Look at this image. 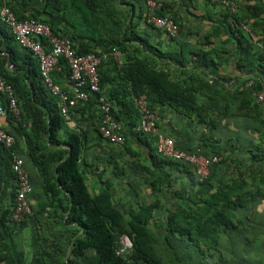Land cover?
<instances>
[{
    "label": "trees",
    "instance_id": "1",
    "mask_svg": "<svg viewBox=\"0 0 264 264\" xmlns=\"http://www.w3.org/2000/svg\"><path fill=\"white\" fill-rule=\"evenodd\" d=\"M30 1L7 0L4 4L17 20L38 21L27 11ZM3 2L0 0V6ZM39 2L64 15L79 16L80 25L72 24L75 31L70 36L62 34L77 54L99 56L111 49L118 51L120 63L104 61L98 68L101 94L122 124L123 150L130 151L128 138L133 133L145 140L153 138L148 143L149 157L159 170L149 172L154 180L149 184V201L134 202L127 208L115 201L116 193L106 183L104 170L95 165L91 176L96 183L92 185L81 163L85 135L68 130L56 100L42 84L37 62L15 43L0 21V76L13 87L20 108L19 120L5 116L9 129L4 130L14 143L10 148L0 144L1 161L15 180L12 155L20 156V146H24V168L29 180L28 167L36 169L42 196V201L31 205L32 216L21 223L11 219L16 188L8 205L4 206L5 193L0 196V264H26L16 239L27 224L33 228L35 248L28 264H264V121L262 107L252 98L255 91L264 94V38H257L264 34V19L259 17L264 10L253 12L255 5L237 4L234 13L221 12L214 22L219 28L214 29L211 15L205 14L203 19L211 22L202 41L207 49L164 35L168 45L163 51L143 38L148 34L142 35L139 22H133L135 16L140 21L142 13L130 18L119 5L124 0ZM171 19L177 22L179 36L181 24ZM221 32L223 41L217 38ZM84 41L90 45L81 47ZM228 42L234 46L231 58L227 50L218 49V44ZM8 59L14 71L7 67ZM225 66H230L231 77L220 74ZM59 67L52 77L61 86L68 80L69 68L64 60ZM61 87L67 90V86ZM140 100L159 119L173 114L187 127H196V142L188 139L182 147L173 140L179 150L195 154L198 161L220 157L207 178L198 177L190 165L158 155L150 147L155 137L135 131ZM87 105L96 106L94 96L83 109ZM0 106H6L2 94ZM131 163L133 173L149 171L138 159ZM167 167L184 176V187L172 189L171 183L163 187ZM115 170L123 172L119 167ZM113 176L119 178L118 173ZM161 178L164 180L157 184ZM165 197L169 201L164 203ZM122 238L131 247L117 254Z\"/></svg>",
    "mask_w": 264,
    "mask_h": 264
},
{
    "label": "crops",
    "instance_id": "2",
    "mask_svg": "<svg viewBox=\"0 0 264 264\" xmlns=\"http://www.w3.org/2000/svg\"><path fill=\"white\" fill-rule=\"evenodd\" d=\"M155 1L160 4L159 10H157L156 12L158 16L159 13H163V15L162 16L160 15V17H166L170 19L173 17L176 18V21H178L181 24L182 34L181 33L179 34L178 41L189 42L191 45H194L196 48L201 47L198 48L201 50H205L208 48V46L205 48L202 45V41L206 32L211 27V22L203 18L209 16L210 14L213 19V29L215 27L219 28V25L214 24V22L217 23L221 12H223L224 9H227L225 6L222 5V1L233 2L235 5V11L237 9L236 7L237 4H243L244 6L249 5L250 7H253V5H255V8L252 9L253 12H256V10L259 11L261 9L264 10V0H210V1L209 0H155ZM29 4L31 5V7L27 11L33 13L39 22L51 23L52 28L59 34H66L67 36H70L71 32L75 31V27L73 25L75 26L80 25V23H78L77 21L80 20L79 16L76 17V15L74 14L71 15L69 12L65 13L64 15V13H61L56 9L55 10L52 9L51 6L43 7L42 2L40 3L39 0H32L30 1ZM119 5L123 7V9H125L130 14V18L134 14L138 15L141 12L142 13L141 20L138 21L137 17L135 16L133 22H139L140 27H138V29L140 32H142V35L144 32L148 34L147 36L143 35V38L145 37L146 39H148L149 43L156 45L158 49L163 51L167 50V45H168L167 38L164 36L162 31L154 27V25L148 20L147 10L143 0H124V4L121 5L120 3ZM205 14H207V16ZM145 16H146V24L142 25V20L145 19ZM259 17L260 19H264V12L261 15H259ZM242 29L245 30L249 34V36L251 35L250 36L251 39H253L254 41L256 40L255 36L250 31H248L245 28ZM186 31L191 33V36H187L185 38L184 32ZM197 35H199L198 36L199 38L197 37ZM262 37L264 38V34L257 36L258 40L261 39ZM217 38H221L222 41L225 40L223 32H221L217 36ZM80 45L81 47L89 46L90 42L84 41ZM258 46H261V42H258ZM218 49L227 50L228 52L227 57L230 58L232 56L231 54L234 53V46L231 42H228L227 44L224 45L218 44ZM109 56L112 59L109 60L106 59L105 60L106 63H109L108 61L110 60H114L110 53ZM226 67L227 66H225V68ZM105 70H107L106 66H105ZM12 71H14V69ZM231 72L232 70L230 66H228L225 69V71L221 70L220 74L224 75L225 73L228 75V77H231L232 76ZM61 86H67L66 82H62ZM77 108L79 109H74L71 112L70 118L65 121L68 130H73L76 132L80 131L82 134L85 135V146L82 153L81 163L83 165V169H85L86 172H88L89 174L90 183L92 185H95L96 183L95 177L91 175H93L92 171L94 167L97 166L98 170H104L103 177L104 179H106V183L109 182L112 185L113 190L115 192H118L119 190L122 191V193H124L126 197H129L130 200L131 199L133 200L134 198L133 196H129V193L134 192V196H136L135 198L136 203L142 201L144 202L149 201V197H148L149 195H147L150 190L149 184L152 181H154L150 173H152L154 170H159L156 169L157 166L152 165L149 157L150 150L148 147V143L153 138L151 139L147 137V139L145 140L144 138H142V136L137 137L135 133L129 135L130 137L128 138L129 141L128 148L130 147L129 148L130 151L128 150V152L132 153L131 155L125 150H123L124 147L114 146V145L111 146L105 143L100 138L98 132L95 130L96 128L99 130V124H100L99 112L96 106L87 105L86 108L83 109L82 105H80L77 106ZM138 120H140V118ZM0 127L6 130L9 129V124L5 116L0 118ZM157 129L160 134H163L166 137L174 139L176 143L182 147L186 146L185 145L186 141L188 142L189 140H191L192 142V140L197 138L194 137L195 133L186 126V123L184 121L180 122L179 117L173 114L167 115L165 118L160 119ZM196 131L197 130L195 129V132ZM187 134L189 135L186 136ZM255 135L256 134L252 136L256 141H258V138ZM63 136L65 137V134H63ZM154 145L155 143L153 141V144L150 145V147H152L151 149L153 150L155 149ZM25 151H26L25 147L21 145L20 153H19L20 156L18 157L23 158L22 160H24V163L26 161ZM0 155H3L1 151H0ZM137 159L139 163H142L144 166H146L149 169V171H147L146 173L141 171H136L135 173H133V171H130V168L133 167L131 165L132 164L131 162ZM95 161L96 164H94ZM114 163H116V166L114 165ZM117 167H119L120 170H122L123 172H118V171L116 172L115 168ZM28 170L30 173V183L32 185L31 187L33 190V193L29 197V203L31 206L42 201V196L40 195L41 191L39 190L40 188L38 186L41 184V178L38 175L35 168L33 169V167L31 168L28 167ZM117 173L119 175V178H115L113 176L116 175ZM163 173H165V176H167V178L165 180L164 178L157 180V184L164 180L163 187H167L169 183H171L173 187L172 189H179L180 186L183 187L185 186L186 179L184 178V176L180 174L179 171L174 172L170 169L168 170L167 167L165 172ZM7 174H8L7 167L5 163L1 161V156H0V196H2L3 193H5L4 206L10 203L11 191L16 188V182L14 178L9 177ZM38 176L39 179L37 178ZM170 179L172 180V182H168ZM175 185H178L179 188ZM143 194L146 197L140 198ZM130 200H128V203L125 204V207H127L128 205H132ZM163 200L165 203L166 200H168V198L165 197L163 198ZM17 229L18 228H15V230ZM24 229L21 230L16 240L20 242L18 247L22 248L23 251H28L29 247L27 244V237L23 235ZM50 245L51 244H49V246Z\"/></svg>",
    "mask_w": 264,
    "mask_h": 264
},
{
    "label": "built area",
    "instance_id": "3",
    "mask_svg": "<svg viewBox=\"0 0 264 264\" xmlns=\"http://www.w3.org/2000/svg\"><path fill=\"white\" fill-rule=\"evenodd\" d=\"M0 8V20L10 30L17 45L27 49L37 60L39 72L43 86L57 102L60 115L64 120L70 118L71 112L77 106H84L89 103L94 96L96 107L99 112L100 138L109 145L121 146L124 144L122 135L123 127L111 112V105L101 94L100 75L98 68L109 56V53L95 55L93 53L77 54L72 48L71 41L55 34L48 25L39 23L33 19L17 20L8 7L4 4ZM147 10L148 20L158 30L162 31L169 38H176L178 27L176 23L166 17L157 15L160 4L155 0H144ZM231 13L235 12V5L231 1H222ZM251 36V35H250ZM43 39L45 44L41 43ZM48 47V49H47ZM111 56L114 61H119V54L115 49H111ZM64 60L69 68V77L66 82L67 90L53 81L52 74L60 70L59 63ZM212 80L208 82L211 83ZM250 83L247 84L249 86ZM0 94L6 99V106H0V118L9 114L12 118L20 119V108L17 103L15 91L11 84L7 83L0 76ZM253 102L263 109L262 120L264 121V94L258 90L252 93ZM137 108L140 116L136 131L155 137L156 153L166 159L179 161L193 167L196 175L200 178H207L210 174V167L220 162V157L213 156L203 158L198 161L195 154H188L179 150L172 138L166 137L158 132L157 124L159 116L147 108L145 101L137 102ZM264 139V134L262 135ZM14 143V138L0 127V144L10 148ZM12 172L16 182V192L13 201L11 219L15 223H21L24 219L32 216L31 206L28 196L32 192L29 181V175L24 168L23 160L12 155L11 162ZM122 248L117 254L130 248L131 244L126 239V244L121 241Z\"/></svg>",
    "mask_w": 264,
    "mask_h": 264
},
{
    "label": "rangeland",
    "instance_id": "4",
    "mask_svg": "<svg viewBox=\"0 0 264 264\" xmlns=\"http://www.w3.org/2000/svg\"><path fill=\"white\" fill-rule=\"evenodd\" d=\"M194 3V2H193ZM192 3V4H193ZM203 34V33H202ZM150 37H151V35H150ZM199 38V37H198ZM182 42V41H181ZM197 48H201V47H197ZM204 48V47H203ZM165 50V49H164ZM190 130H192L195 134H194V137H197L198 136V134H197V131L195 132V129H196V127L193 125V126H191V125H189V127H188ZM197 130V129H196ZM189 134H187L186 136H188ZM195 141H196V139H195ZM175 186H177L178 188H179V186L178 185H175ZM180 188H181V186H180ZM116 193V196H115V201L117 202V203H121V204H123V206H125V204H127L128 203V200H130V198L129 197H126L125 196V194L124 193H122V191H118V192H115ZM129 196H133V200L131 199L130 200V202L132 203V205H133V203L135 202V198H136V196H134V192H130L129 193ZM142 197H146L144 194L140 197V198H142ZM145 199V198H144ZM143 199V200H144ZM134 201V202H133ZM130 204V203H129ZM123 208H127V207H123ZM33 234H34V231H33V229H32V227H31V225L30 224H28V226L24 229V231H23V235L25 236V237H27V244H28V247H29V250L28 251H24L25 252V261H26V264H28L29 262H30V259H31V256H32V251H34V246H33V238H32V236H33ZM123 242H124V245L126 244V239L125 238H122L121 239Z\"/></svg>",
    "mask_w": 264,
    "mask_h": 264
},
{
    "label": "clouds",
    "instance_id": "5",
    "mask_svg": "<svg viewBox=\"0 0 264 264\" xmlns=\"http://www.w3.org/2000/svg\"><path fill=\"white\" fill-rule=\"evenodd\" d=\"M144 1V0H143ZM3 6V5H2ZM2 6H0V8L2 7ZM146 7V6H145ZM14 15V14H13ZM1 21V20H0ZM36 21V20H35ZM38 22V21H37ZM39 23H41V22H39ZM42 24H45V25H48V24H46V23H42ZM50 28H51V30L53 31V28L50 26V25H48ZM178 27V26H177ZM179 32V31H178ZM163 33V32H162ZM55 34H59V33H55ZM164 34V33H163ZM61 36H62V34H60ZM165 35V34H164ZM62 37H65V36H62ZM177 37H178V35H177ZM67 38V37H66ZM69 39V38H68ZM41 40H43V39H41ZM41 40H40V42H41ZM16 43V42H15ZM72 43V42H71ZM43 44H45V42L43 43ZM19 46V45H18ZM20 47V46H19ZM72 48H73V46H72ZM47 49H48V47H47ZM27 50V49H26ZM74 50V49H73ZM76 53V52H75ZM31 54V53H30ZM119 54V53H118ZM31 56H32V54H31ZM33 57V56H32ZM33 59L37 62V60L33 57ZM37 64H38V62H37ZM12 66V65H11ZM8 67V66H7ZM38 67H39V65H38ZM11 71L13 70V68L12 67H8ZM40 73V72H39ZM41 77V76H40ZM42 81V80H41ZM63 89V88H62ZM139 118H140V116H139ZM2 128V127H1ZM3 129V128H2ZM135 131H136V129H135ZM137 132V131H136ZM99 133V132H98ZM139 133V132H138ZM141 134V133H140ZM141 135H144V134H141ZM99 136H100V133H99ZM113 146V145H112ZM122 146V145H121ZM155 146V145H154ZM156 151V150H155ZM14 155V154H13ZM15 156H17V155H15ZM22 159V158H21ZM30 181V180H29ZM31 185V184H30ZM32 193V192H31ZM31 195V194H30ZM29 195V196H30ZM29 196H28V200H29ZM13 209V208H12ZM25 220V219H24ZM126 239V238H125ZM122 241V240H121ZM130 243V242H129Z\"/></svg>",
    "mask_w": 264,
    "mask_h": 264
},
{
    "label": "water",
    "instance_id": "6",
    "mask_svg": "<svg viewBox=\"0 0 264 264\" xmlns=\"http://www.w3.org/2000/svg\"><path fill=\"white\" fill-rule=\"evenodd\" d=\"M7 66H8V67H12V66H11V62H10L9 59L7 60Z\"/></svg>",
    "mask_w": 264,
    "mask_h": 264
}]
</instances>
